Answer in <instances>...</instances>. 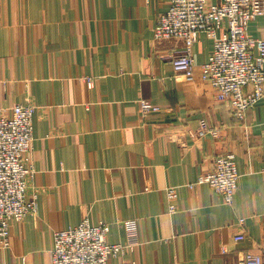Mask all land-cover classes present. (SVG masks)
Here are the masks:
<instances>
[{
    "label": "crops",
    "instance_id": "crops-1",
    "mask_svg": "<svg viewBox=\"0 0 264 264\" xmlns=\"http://www.w3.org/2000/svg\"><path fill=\"white\" fill-rule=\"evenodd\" d=\"M170 6L0 0V109L36 107L30 191L39 196L37 215L11 222L0 264H51L55 233L86 220L108 224L112 244L128 245L134 225L138 243L108 264H240L248 251L264 262V98L245 121L233 117L202 80L214 47L205 35L194 78L177 74L164 57L183 42L154 39ZM248 33L264 39V17ZM141 100L160 112L141 117ZM202 119L218 136H197ZM225 154L240 174L231 205L208 184L189 187Z\"/></svg>",
    "mask_w": 264,
    "mask_h": 264
},
{
    "label": "built area",
    "instance_id": "built-area-1",
    "mask_svg": "<svg viewBox=\"0 0 264 264\" xmlns=\"http://www.w3.org/2000/svg\"><path fill=\"white\" fill-rule=\"evenodd\" d=\"M171 6L162 14L154 28L156 41L177 39L183 47L165 56L174 71L188 79L195 74L194 46L202 35L214 43L213 51L202 66V80L217 90V99L227 104L233 117L245 121L247 112L264 98V39L253 38L248 27L264 17V0H170ZM93 84L92 79H87ZM36 107L18 104L10 110L0 109V244L8 249L11 222H21L38 213V193L30 191L36 170L32 162L34 116ZM160 108L147 100L140 101V116L159 113ZM219 128L202 119L197 136H218ZM240 174L233 154L219 156L214 170L190 184H208L225 204H233ZM170 214L177 212L174 201L177 188L166 190ZM245 220L241 219L240 226ZM129 244L108 241L110 226H93L88 220L76 227L55 233L51 264H108L125 256L137 243L134 225L128 224ZM234 243L246 240L245 233L234 237ZM240 264H264L259 253L248 251Z\"/></svg>",
    "mask_w": 264,
    "mask_h": 264
},
{
    "label": "rangeland",
    "instance_id": "rangeland-1",
    "mask_svg": "<svg viewBox=\"0 0 264 264\" xmlns=\"http://www.w3.org/2000/svg\"><path fill=\"white\" fill-rule=\"evenodd\" d=\"M263 257V256H262Z\"/></svg>",
    "mask_w": 264,
    "mask_h": 264
}]
</instances>
